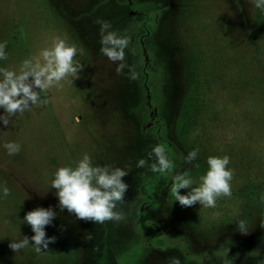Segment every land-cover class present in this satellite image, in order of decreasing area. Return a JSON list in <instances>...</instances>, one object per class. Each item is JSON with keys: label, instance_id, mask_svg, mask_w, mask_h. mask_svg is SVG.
<instances>
[{"label": "rangeland", "instance_id": "1", "mask_svg": "<svg viewBox=\"0 0 264 264\" xmlns=\"http://www.w3.org/2000/svg\"><path fill=\"white\" fill-rule=\"evenodd\" d=\"M256 11L251 0H0V43L7 42L0 68L18 70L58 37L78 49L74 63L83 68L79 79L42 93L47 104L0 124V186L11 193L0 191V264H167L174 256L181 264H262V218L245 213L240 198L264 174V32ZM98 19L130 37L122 75L100 52ZM190 97L192 116L178 137ZM151 108L161 126L150 122ZM6 142L20 144L19 153L10 156ZM156 144L174 161L172 173L136 167ZM193 149L198 159L184 163ZM85 154L93 165L131 166L122 178L124 221L94 224L58 208L54 174ZM209 156L229 157L231 196L213 208L182 207L170 191L173 176L187 171L199 186ZM37 207L57 212L45 227L56 242L13 252L11 240L34 235L23 218Z\"/></svg>", "mask_w": 264, "mask_h": 264}, {"label": "clouds", "instance_id": "2", "mask_svg": "<svg viewBox=\"0 0 264 264\" xmlns=\"http://www.w3.org/2000/svg\"><path fill=\"white\" fill-rule=\"evenodd\" d=\"M255 8L264 10V0H251ZM100 26V52L110 61L117 64L116 73L124 74L128 68L125 50L130 44V37L120 35L112 30L110 22L98 19ZM7 42L0 43V60H6ZM78 49L74 45H68L64 39L56 38L51 48L43 49L38 57L25 59L18 70L0 68V124L7 127L10 118L17 114H23L32 106H40L48 103L47 98L41 97L42 93L61 81L72 78L73 82L79 79L82 66L74 63V57ZM128 78L138 79V73L129 69ZM3 147L8 154L15 155L21 150V146L15 142H6ZM199 150L193 149L183 157L186 164H193L198 159ZM151 161V163H149ZM208 170L200 177L199 186L192 187L194 181L188 172L173 176L171 193L175 201L182 207H192L197 203L205 208L216 206L218 197L231 196L230 181L233 171L227 168L230 163L228 156L207 158ZM198 167V165H196ZM130 165L126 168L93 165L91 157L85 154L82 159L75 162V166H64L56 170L51 188L55 189L58 198V208L75 216L77 220L104 224L105 222H122L126 219L119 206L125 204V193L128 184L123 177L129 174ZM137 168L147 167L151 172L163 176L173 172L175 163L168 156L165 145L156 144L147 152V159L140 158L136 162ZM181 189H189L186 194H181ZM4 197H8L10 189L0 186ZM57 217V212L52 207H37L28 211L23 221L27 223L34 235L24 236L21 240H11L8 247L15 253L26 248L31 243L36 252L48 249L49 245L56 242L57 237H48L45 227L52 225ZM260 227L264 228V219L260 221ZM237 229L241 234L247 235L248 228L244 220L237 221ZM61 230H66L61 226ZM83 239L87 242L93 239L91 232H85ZM167 264H181L179 257H170ZM225 264H231L227 259ZM264 264V262H262Z\"/></svg>", "mask_w": 264, "mask_h": 264}, {"label": "trees", "instance_id": "3", "mask_svg": "<svg viewBox=\"0 0 264 264\" xmlns=\"http://www.w3.org/2000/svg\"><path fill=\"white\" fill-rule=\"evenodd\" d=\"M256 21L261 30L264 32V10L256 11ZM193 104V99L190 97L183 105L181 114L176 121V134L181 137L186 129L187 123L191 118L190 108ZM240 198L243 200V210L245 213H250L255 210L259 216L264 219V174L256 182H249L240 192Z\"/></svg>", "mask_w": 264, "mask_h": 264}, {"label": "flooded vegetation", "instance_id": "4", "mask_svg": "<svg viewBox=\"0 0 264 264\" xmlns=\"http://www.w3.org/2000/svg\"><path fill=\"white\" fill-rule=\"evenodd\" d=\"M143 55H145V54H143ZM144 59H146V58H144ZM145 62H146V68H147L148 67V63H147L148 61L145 60ZM154 114H155V109L151 108L150 109V122L158 123L159 126H161V122L159 121L158 118L154 117ZM140 211H141V208L139 209V212H138L139 216H140ZM156 231L159 232L158 229Z\"/></svg>", "mask_w": 264, "mask_h": 264}]
</instances>
